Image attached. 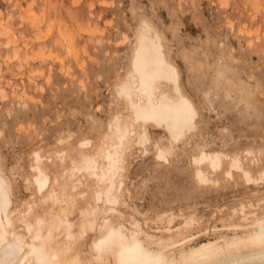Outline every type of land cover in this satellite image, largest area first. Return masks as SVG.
I'll use <instances>...</instances> for the list:
<instances>
[{"label": "rangeland", "instance_id": "374dc122", "mask_svg": "<svg viewBox=\"0 0 264 264\" xmlns=\"http://www.w3.org/2000/svg\"><path fill=\"white\" fill-rule=\"evenodd\" d=\"M145 22L197 108L177 140L132 118L119 90ZM117 123L130 143L111 203L114 176L101 173ZM0 175L10 233L28 244L29 227L62 241L71 232L84 260L110 222L156 240L206 241L263 218L264 0H0ZM87 220L95 226L81 237Z\"/></svg>", "mask_w": 264, "mask_h": 264}, {"label": "bare ground", "instance_id": "6f19581e", "mask_svg": "<svg viewBox=\"0 0 264 264\" xmlns=\"http://www.w3.org/2000/svg\"><path fill=\"white\" fill-rule=\"evenodd\" d=\"M131 63L130 74L120 82L119 90L130 102L132 118L142 123L154 122L164 125L174 140L180 139L187 131L195 127V119L190 129L185 127L184 120L188 104L194 105L196 109L195 118L198 113L197 108L182 91L178 70L168 59L163 49L160 35L146 22L142 24L137 34ZM163 82L170 83L173 92L159 88ZM115 127L120 132L119 141L113 150L107 152L108 166L101 173L102 177L114 176V180H110L104 189L106 201L111 203L117 202L114 184H116V177H120L119 170L123 162V155L130 143V132L126 129H121L118 123ZM138 139L139 142L144 143L147 139L146 134L140 133ZM211 164L213 167H217L220 165V160L218 158L212 159ZM94 167L90 163L89 168L94 169ZM38 170L39 175L36 177V182L38 178L41 180L47 179V177L42 176V170L40 168ZM93 173L99 175L98 172L94 171ZM0 181L6 186L8 200L4 217L0 214V218L4 220L5 225L11 226L12 222L8 216V207L11 203L9 189L6 179L1 175ZM38 186L40 188L39 184ZM262 221H264V217L255 218L250 226L249 224H233L231 228L226 226L227 232L222 233L215 239L206 241H201L203 238H200L201 236L198 238L194 234L180 239L156 240L142 237L138 232L124 231L122 227L110 222V224L106 225V231L102 237L94 242L92 250L95 251V246L100 241L105 240L110 232H116L118 236L113 238L109 250L100 256V264H121L120 247L121 245H127L132 238H135L136 243L141 245L147 252L161 254L169 261V264H259L262 253H264V245L259 240ZM94 226L95 220H87L82 223L80 236H88L89 231ZM222 227L224 229L225 226ZM10 232L11 230L8 228L7 239L9 243L12 242L13 235L23 239L21 234ZM9 234H11V237H9ZM68 234L70 237L68 241L54 240L50 233L45 237L40 236L41 241L44 242L46 253L49 256L56 257L55 264H73L76 260H84L79 255V251L71 252L76 236L71 232H68ZM121 237L124 239L121 240ZM152 244H156V246L153 247ZM3 247V245H0V248ZM92 255H94V252ZM19 259L24 264H35L34 259L27 251ZM128 259L133 261L134 253H129Z\"/></svg>", "mask_w": 264, "mask_h": 264}, {"label": "snow or ice", "instance_id": "6c2138e0", "mask_svg": "<svg viewBox=\"0 0 264 264\" xmlns=\"http://www.w3.org/2000/svg\"><path fill=\"white\" fill-rule=\"evenodd\" d=\"M196 109L194 105L188 104L186 106L185 112V127L190 129L192 127V122L195 119ZM37 161L40 158L39 153H34ZM59 158V156L57 157ZM159 158L164 160L166 158V153H161ZM238 161H234V166H237ZM37 184L40 185V190L43 191L47 186V179L43 180L37 179ZM111 199V197H110ZM8 206V200L6 196V186L2 181H0V214H3L5 209ZM9 225H5L4 220L0 218V245H3V248H0V264H24L23 261L19 259L21 255L24 254L25 251L29 253V255L34 259L35 264H55L56 257L49 256L46 253L44 242L41 241L39 234L33 235V229L31 227L28 228V237L27 239L31 241V243L25 244V240L21 239L13 235L12 242L9 243L8 236V228ZM118 236L116 232H110L109 236L105 238V240L100 241L95 246V251L93 255V259L88 260L85 259L83 261L76 260L73 264H100V256L109 250L111 243L113 242V238ZM121 240L124 238L121 237ZM259 240L262 245H264V221L260 224V234ZM39 242V246H38ZM129 253H134V260L129 261L128 255ZM121 254V264H169L161 254L159 253H151L147 252L141 245L136 243L135 238H132L127 245H121L120 247ZM259 264H264V253H262V258L259 261Z\"/></svg>", "mask_w": 264, "mask_h": 264}]
</instances>
